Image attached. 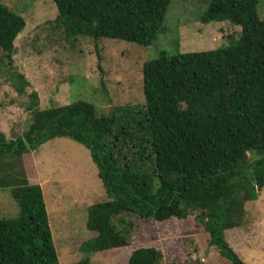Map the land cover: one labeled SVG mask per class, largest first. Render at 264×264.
I'll list each match as a JSON object with an SVG mask.
<instances>
[{
  "label": "trees",
  "instance_id": "16d2710c",
  "mask_svg": "<svg viewBox=\"0 0 264 264\" xmlns=\"http://www.w3.org/2000/svg\"><path fill=\"white\" fill-rule=\"evenodd\" d=\"M67 33L152 46L172 0H53ZM260 0H211L204 24L229 21L242 28L231 47L160 56L143 66L146 129L157 175L123 166L110 145L115 110L100 114L77 101L39 109L31 95L32 123L16 140L0 131V189H10L18 217L0 220V264H60L43 189L31 184L22 160L42 145L68 137L84 145L99 170L108 201L88 208L86 227L97 235L81 246L76 264L91 255L129 246L113 218L124 213L164 222L191 215L206 219L210 245L230 264L243 262L225 232L241 226L246 203L264 189V18ZM26 20L0 3V50L11 59ZM17 90L25 77L15 73ZM155 248L133 251L128 264H159Z\"/></svg>",
  "mask_w": 264,
  "mask_h": 264
},
{
  "label": "rangeland",
  "instance_id": "374dc122",
  "mask_svg": "<svg viewBox=\"0 0 264 264\" xmlns=\"http://www.w3.org/2000/svg\"><path fill=\"white\" fill-rule=\"evenodd\" d=\"M211 0H172L159 39L144 47L125 41L69 34L57 21L53 0H0L26 20V28L14 42L11 59L0 50V131L9 140L24 135L32 123L31 95L39 97V109L77 101L93 104L100 114L114 110L125 130L118 128L110 145L122 165L157 175L152 138L146 124L143 66L161 52H207L236 45L242 28L229 21L204 24L202 16ZM259 15L264 18V0ZM15 73L25 77V91L17 90ZM26 174L45 180V200L60 264H76L81 246L97 234L87 229L88 208L108 201L90 151L75 140L54 139L22 160ZM258 200L246 203L240 227L227 230L226 240L247 264H264V189ZM20 208L10 189H0V220L18 217ZM129 246L97 252L92 264H128L134 250L155 248L159 264H230L210 245L206 219L191 215L164 222L124 213L113 218Z\"/></svg>",
  "mask_w": 264,
  "mask_h": 264
},
{
  "label": "crops",
  "instance_id": "0c3cea01",
  "mask_svg": "<svg viewBox=\"0 0 264 264\" xmlns=\"http://www.w3.org/2000/svg\"><path fill=\"white\" fill-rule=\"evenodd\" d=\"M27 177H28V179H29L31 184H35V185L37 184V185H40L42 187L43 193H44V197H45V195H46V193H45V185L47 183H49V181L52 182V180L51 179L45 180L44 178H41L40 176H37V175L30 176L28 173H27ZM48 213H49V211H48Z\"/></svg>",
  "mask_w": 264,
  "mask_h": 264
}]
</instances>
